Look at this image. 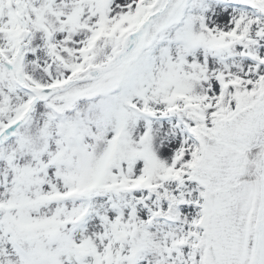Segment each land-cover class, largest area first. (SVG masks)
I'll use <instances>...</instances> for the list:
<instances>
[{"label": "snow or ice", "instance_id": "obj_1", "mask_svg": "<svg viewBox=\"0 0 264 264\" xmlns=\"http://www.w3.org/2000/svg\"><path fill=\"white\" fill-rule=\"evenodd\" d=\"M0 264H264V0H0Z\"/></svg>", "mask_w": 264, "mask_h": 264}]
</instances>
